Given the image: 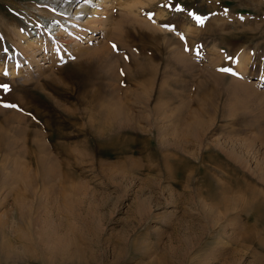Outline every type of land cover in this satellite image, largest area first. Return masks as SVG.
I'll return each instance as SVG.
<instances>
[{
    "label": "rangeland",
    "instance_id": "1",
    "mask_svg": "<svg viewBox=\"0 0 264 264\" xmlns=\"http://www.w3.org/2000/svg\"><path fill=\"white\" fill-rule=\"evenodd\" d=\"M116 1L0 0V264H264V0Z\"/></svg>",
    "mask_w": 264,
    "mask_h": 264
},
{
    "label": "bare ground",
    "instance_id": "2",
    "mask_svg": "<svg viewBox=\"0 0 264 264\" xmlns=\"http://www.w3.org/2000/svg\"><path fill=\"white\" fill-rule=\"evenodd\" d=\"M95 1V0H94ZM114 1V2H113ZM96 3V2H95ZM117 4V1L116 0H98L97 2V6L93 9L90 10L89 9H86V12L90 13V16H87L88 18L86 19L85 21V24H87V26L85 28H82V29H79V28H76L74 29L76 35H80V36H83L84 34H86L85 30L86 28H90L91 30H97V29H102L104 31V29L106 30L108 25L106 24V21L107 19H104L105 17H102V18H99L100 16H103V15H107V13L110 12V8L113 6V5H116ZM100 7H105L106 10L105 11H102L100 10L99 8ZM88 13V14H89ZM103 13V14H101ZM101 14V15H100ZM84 25V24H83ZM80 27V26H79ZM75 35V36H76ZM107 35V34H106ZM105 35V36H106ZM104 36V37H105ZM90 37H92L93 39L94 38H99V37H96L94 35H91ZM75 39V38H73ZM78 39V38H77ZM26 40V39H25ZM28 42L23 45L22 43H20L19 47H21L20 49L25 53V54H32V55H35V53L37 54L39 51H40V47L41 45L39 43H34V41L32 40H27ZM19 44V43H18ZM33 49V50H32ZM36 56V55H35ZM118 111V109H117ZM109 116H112L111 119H114V120H118L116 114H112V115H109ZM108 116V118H109ZM113 121V120H112ZM118 123V122H117Z\"/></svg>",
    "mask_w": 264,
    "mask_h": 264
},
{
    "label": "snow or ice",
    "instance_id": "3",
    "mask_svg": "<svg viewBox=\"0 0 264 264\" xmlns=\"http://www.w3.org/2000/svg\"><path fill=\"white\" fill-rule=\"evenodd\" d=\"M190 15L193 16V18L196 20V22H197L198 24L203 25V23H204V19H203L202 17L196 16L194 13H190ZM149 18L151 19V17H149ZM241 19H243V17H241ZM172 30L174 31L175 29H172ZM181 39H184V37L181 36ZM112 47H113L114 50H118V49H117V46H116L115 44H113ZM185 50L187 51L188 49L186 48ZM222 71L229 72V73L232 74V75H236V74H237V73L233 72L231 69H222ZM5 90H7V86H5ZM4 107H16V105H9V104H6V105H4Z\"/></svg>",
    "mask_w": 264,
    "mask_h": 264
}]
</instances>
